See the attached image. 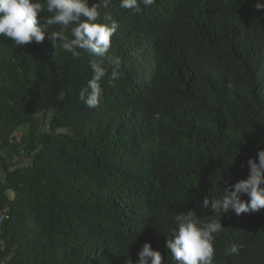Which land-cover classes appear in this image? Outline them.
<instances>
[{
    "label": "trees",
    "instance_id": "1",
    "mask_svg": "<svg viewBox=\"0 0 264 264\" xmlns=\"http://www.w3.org/2000/svg\"><path fill=\"white\" fill-rule=\"evenodd\" d=\"M256 2L156 0L136 13L111 0L97 23H118L108 55L120 63L105 58L96 108L78 94L97 58H73L47 33L26 46L0 37V210L11 208L0 264H136L145 242L177 264L165 240L189 210L220 218L213 264H264V209L219 217L202 206L264 149Z\"/></svg>",
    "mask_w": 264,
    "mask_h": 264
},
{
    "label": "clouds",
    "instance_id": "2",
    "mask_svg": "<svg viewBox=\"0 0 264 264\" xmlns=\"http://www.w3.org/2000/svg\"><path fill=\"white\" fill-rule=\"evenodd\" d=\"M155 2L120 0L119 7L139 13L141 3L147 7ZM110 4L111 0H97L91 5L89 0H0V37L10 39L16 46H26L32 42L42 43L47 33L53 46L59 44L73 58L80 56L78 49L97 58L90 62L93 73L91 79L81 87L78 94L86 107L96 108L102 100L101 81L108 75L104 66L105 58L114 66L120 63L108 55L118 23L110 16L105 17L110 23H97L101 15L99 9ZM255 9L264 11V3L257 0ZM53 26L58 30L49 31ZM68 31L71 39L66 35ZM118 78V67H113L109 83ZM247 167L245 179L225 187L222 195L212 198L211 202L205 197L202 206H210L212 213L219 217L230 211L239 216L264 209V149L257 151L256 158L247 160ZM244 196L248 199H242ZM222 231L220 218L200 222L191 210L187 213L179 212L168 228L170 235L165 240V247L177 264H213L215 234ZM240 248L233 244L226 250V255L238 254ZM137 256L136 264H162L160 252L153 250L149 242L142 245Z\"/></svg>",
    "mask_w": 264,
    "mask_h": 264
},
{
    "label": "built area",
    "instance_id": "3",
    "mask_svg": "<svg viewBox=\"0 0 264 264\" xmlns=\"http://www.w3.org/2000/svg\"><path fill=\"white\" fill-rule=\"evenodd\" d=\"M10 211H11V208L9 205L4 206V208L2 210H0V224L9 218Z\"/></svg>",
    "mask_w": 264,
    "mask_h": 264
},
{
    "label": "rangeland",
    "instance_id": "4",
    "mask_svg": "<svg viewBox=\"0 0 264 264\" xmlns=\"http://www.w3.org/2000/svg\"><path fill=\"white\" fill-rule=\"evenodd\" d=\"M21 134H22V130H19V131L17 132V134H16V137L19 138V137L21 136Z\"/></svg>",
    "mask_w": 264,
    "mask_h": 264
}]
</instances>
